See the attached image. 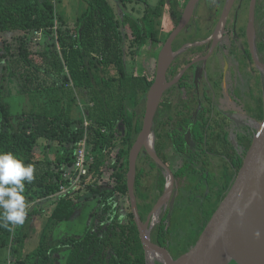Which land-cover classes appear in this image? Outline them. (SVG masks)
<instances>
[{"label": "trees", "instance_id": "16d2710c", "mask_svg": "<svg viewBox=\"0 0 264 264\" xmlns=\"http://www.w3.org/2000/svg\"><path fill=\"white\" fill-rule=\"evenodd\" d=\"M76 1L83 10L70 21L60 11L61 1L0 0V37L20 34L15 46L0 56V152H12L25 165L35 167L34 181H25L29 207L24 224L12 231L0 227V251L8 250L7 264H56V255L63 257L61 264H147L129 203L128 156L141 131L147 93L155 77L165 0L136 18H118L108 0ZM137 1L121 0L124 6ZM176 2L174 9L171 6L175 21L181 14ZM263 6L261 1L258 20ZM38 37L43 38L41 49L34 42ZM126 42L133 56L149 47L153 59L149 72L127 73ZM12 86L26 101V108L16 115L7 101ZM255 119L256 123L244 127V133L233 129L231 135L219 123H192L195 150L186 149L175 128L165 131L155 123V150L161 160L170 166L162 151L163 142L167 145L169 140L184 154L181 166L169 167L174 190L170 205L152 230L155 247L177 259L194 246L223 191L248 157L264 120V95ZM85 122L89 123L86 128ZM85 132L87 154L92 158L88 173L74 191L58 194ZM41 146L44 149L38 153ZM54 147L64 153L46 152ZM208 152L217 161L213 167L197 169L198 161L209 163L201 158ZM165 181L162 168L143 151L134 183L142 221L155 204V191L162 195ZM83 199L90 201L91 222L85 231L51 241L47 227L70 221ZM43 204L49 208L38 245L24 254V243L31 238L35 219L43 215Z\"/></svg>", "mask_w": 264, "mask_h": 264}, {"label": "flooded vegetation", "instance_id": "af4514ba", "mask_svg": "<svg viewBox=\"0 0 264 264\" xmlns=\"http://www.w3.org/2000/svg\"><path fill=\"white\" fill-rule=\"evenodd\" d=\"M189 1L184 8L178 3L181 14L174 22V29L182 19ZM261 1L264 4V0H254L250 25L253 0H198L188 22L172 43L175 55L166 72V80L171 85L165 90L154 118L155 141V123H160L161 129L165 131L175 128L182 134L188 145V148H184L188 150H195L196 146L192 123H219L230 135L233 130L231 124H234L235 130L244 133L246 125L256 123L255 117L264 95V76L258 65L264 64V6L260 9L259 20L256 11ZM200 5L206 8L207 14H198ZM195 20L200 22V27L207 24L205 33L202 31L199 35L198 31H194ZM189 33L191 38L184 39ZM165 41L156 49L157 57ZM246 76L250 78V84L243 92L239 82ZM210 142L207 139V143ZM170 145L180 157V162L173 165L167 158L170 164L167 167H179L183 163L184 154L176 150L171 140L167 142V146ZM201 158L209 163L198 161L195 166L197 169L213 167L214 162L210 161L213 153L208 152ZM163 175L166 180L164 170ZM172 194L168 202L162 205L161 216L170 205ZM161 216L153 223V229L160 222Z\"/></svg>", "mask_w": 264, "mask_h": 264}, {"label": "water", "instance_id": "95a60500", "mask_svg": "<svg viewBox=\"0 0 264 264\" xmlns=\"http://www.w3.org/2000/svg\"><path fill=\"white\" fill-rule=\"evenodd\" d=\"M197 2L198 0L189 1L182 19L166 39L157 57L154 81L146 97L142 128L128 156L127 188L130 208L147 264H150V258L160 264H264V234L260 238L253 235L258 229L264 231V120L258 126L253 146L240 172L223 191L215 212L194 246L173 259L167 251L155 247L151 241L154 212L168 202L174 183L172 172L155 151L153 122L161 98L171 85L166 80V72L175 55L172 43L188 22ZM253 7L254 0L250 9V25ZM258 65L264 76V64ZM142 151L166 173L164 193L145 221L139 216L134 194L136 163Z\"/></svg>", "mask_w": 264, "mask_h": 264}, {"label": "rangeland", "instance_id": "374dc122", "mask_svg": "<svg viewBox=\"0 0 264 264\" xmlns=\"http://www.w3.org/2000/svg\"><path fill=\"white\" fill-rule=\"evenodd\" d=\"M55 1H61L60 3V11L65 13V17L68 20H72V18H76V16L80 15L82 10H83V5L81 3H79L76 0H55ZM176 1H178V3L180 4V6L182 8L185 7V4L187 3L188 0H165V6L163 8V17H162V26H161V39L162 41H165L169 35L170 32H172V30L175 27L174 22L176 23V21L173 19L172 13H173V9L175 8L176 5ZM109 4L112 6L115 14L117 15L118 18L123 17L124 15L126 16H141L142 13H144L145 9H147L148 7H156L157 5H159L160 0H138L136 3L134 4H128L126 6L123 5V3L121 2V0H108ZM59 5V4H58ZM171 6L173 7V9L171 8ZM202 12H206V8L202 7V5H200L198 7V14L202 13ZM211 13H209L210 15ZM136 18V17H135ZM196 22L193 24L194 31L199 33V35L201 34V32L204 31V29H208L207 28V24H204L203 27H200V22L198 20H195ZM191 33H189L187 36H184V39L187 38H191L190 36ZM19 32H13V33H8L5 36H1L0 37V56H2L3 54H6L7 47H14L16 44V39L19 37ZM41 39V40H40ZM40 40V42H39ZM34 41V40H33ZM35 43H40L38 45V49L42 48V42H43V38L38 37L36 39V41H34ZM165 43V42H164ZM129 44L128 42H126V51H125V64H126V71L128 74H131L133 72H137L138 74H141L142 72H149L152 69V63H153V59L151 56V51L148 49L149 47H143L141 49V52L139 53V55L137 56H133L131 54V52H129L128 47ZM8 49V48H7ZM135 58V60H134ZM243 81L239 82V85H241V89L244 91H246L248 84H250V78L248 76L243 77L242 79ZM9 97L7 98V101L9 102L10 106H11V112L12 114H19L23 109L26 108V101L25 98L23 97L22 94L19 93V91L17 89H15V86L9 87ZM92 105V104H91ZM233 129H236V127L234 126V124H231ZM158 142H161V140L157 139ZM163 142V141H162ZM164 145L162 151H164L165 155L167 156L168 160L170 162L173 163V165H176V163L180 162V157L178 156V154H176V152L174 151L173 147L167 146L164 144H162V146ZM43 147H39L37 149L38 153H42L43 151ZM56 151V153H64V150L59 148H48L46 149V152L51 154L52 152ZM217 161V157L214 158H210V161ZM153 196L155 197V203L158 202V199L161 197V195L155 191V193L153 194ZM84 201V199H83ZM155 204H153L154 207ZM152 207V208H153ZM41 215L38 218L35 219V223H34V231L31 234V238L24 243V247H23V251L24 254L30 253L32 252L38 245V239L36 238V236L39 235V233L41 232L44 224L46 223V219H47V215L45 214V211H48L49 205L48 204H43L41 206ZM79 212V214L73 219H71L68 222H62L60 223L58 226H56L55 228H52L51 226L47 227V231L46 234H48L49 232L51 233L50 239L51 241H57L60 240L62 238L65 237H69V236H74V235H78L80 236L85 229L88 227L87 225L90 224L91 219L88 215V212L90 211L89 208H79L76 212ZM90 214V212H89ZM50 241V242H51ZM8 250H1L0 251V264H7L8 263V259H9V255H8ZM58 261L56 264H61L63 261V257L60 255H56ZM157 263V262H156ZM154 263V264H156Z\"/></svg>", "mask_w": 264, "mask_h": 264}, {"label": "clouds", "instance_id": "9594fccd", "mask_svg": "<svg viewBox=\"0 0 264 264\" xmlns=\"http://www.w3.org/2000/svg\"><path fill=\"white\" fill-rule=\"evenodd\" d=\"M34 172V165H25L12 152H0V227L12 231L24 224L29 207L24 196L25 181L32 183ZM262 234L264 231L258 229L253 235L260 238Z\"/></svg>", "mask_w": 264, "mask_h": 264}, {"label": "built area", "instance_id": "2783aa9c", "mask_svg": "<svg viewBox=\"0 0 264 264\" xmlns=\"http://www.w3.org/2000/svg\"><path fill=\"white\" fill-rule=\"evenodd\" d=\"M38 33L35 32V36ZM88 122L84 123V127L88 126ZM87 140L88 136L85 132L84 136L77 142L75 149L73 151V165L69 171L64 173V178L67 180L66 184L59 187L58 194H68L74 191V189L81 184L84 177L88 173V165L92 162V158L88 157L87 154Z\"/></svg>", "mask_w": 264, "mask_h": 264}, {"label": "bare ground", "instance_id": "6f19581e", "mask_svg": "<svg viewBox=\"0 0 264 264\" xmlns=\"http://www.w3.org/2000/svg\"><path fill=\"white\" fill-rule=\"evenodd\" d=\"M162 212H163V206L157 208V210L154 212L153 223L157 222V220L161 216ZM154 262H156V261L153 258H150V264H153Z\"/></svg>", "mask_w": 264, "mask_h": 264}, {"label": "crops", "instance_id": "0c3cea01", "mask_svg": "<svg viewBox=\"0 0 264 264\" xmlns=\"http://www.w3.org/2000/svg\"><path fill=\"white\" fill-rule=\"evenodd\" d=\"M54 148H56V147H54ZM51 154H54V152H52ZM82 201H83V200H82ZM84 207L90 209V201H89V202H86V200L84 199L81 208H84ZM79 212H80V211L76 212V213L74 214V216L76 217V216L79 214ZM88 215H90L89 212H88ZM74 216L72 217L73 219L75 218ZM37 218H38V217H37ZM87 226H88V225H87ZM33 231H34V230H33ZM33 231L31 232V234L33 233ZM36 238H37V236H36Z\"/></svg>", "mask_w": 264, "mask_h": 264}]
</instances>
